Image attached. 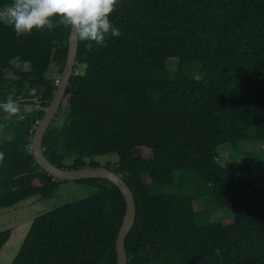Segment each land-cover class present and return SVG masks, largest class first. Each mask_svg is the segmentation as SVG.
I'll use <instances>...</instances> for the list:
<instances>
[{
	"label": "trees",
	"instance_id": "trees-1",
	"mask_svg": "<svg viewBox=\"0 0 264 264\" xmlns=\"http://www.w3.org/2000/svg\"><path fill=\"white\" fill-rule=\"evenodd\" d=\"M76 2L0 0V111L22 114L0 131V209L69 181L35 161L31 138ZM42 149L58 167L102 166L131 189L126 264H264V0H86ZM73 181L88 194L35 216L10 264L116 263L122 193L104 178ZM9 237L0 231V249Z\"/></svg>",
	"mask_w": 264,
	"mask_h": 264
},
{
	"label": "water",
	"instance_id": "water-1",
	"mask_svg": "<svg viewBox=\"0 0 264 264\" xmlns=\"http://www.w3.org/2000/svg\"><path fill=\"white\" fill-rule=\"evenodd\" d=\"M86 0H77L74 10L71 27L68 37L67 51L62 67L61 74L56 82L54 95L42 117L38 120L31 138V151L35 161L51 176L59 180H79L84 178H104L117 186L124 197L125 210L121 225L118 229L115 239L116 263L126 264L127 256L125 252V238L131 230L135 220V204L131 189L122 179V177L105 167H79L75 169L61 168L50 162L43 154L42 140L45 130L55 116L58 110L69 80L74 73V64L76 63L78 32L82 24L83 12Z\"/></svg>",
	"mask_w": 264,
	"mask_h": 264
},
{
	"label": "rangeland",
	"instance_id": "rangeland-1",
	"mask_svg": "<svg viewBox=\"0 0 264 264\" xmlns=\"http://www.w3.org/2000/svg\"><path fill=\"white\" fill-rule=\"evenodd\" d=\"M2 18L6 20V16L2 15ZM13 64L17 68L27 69L28 65L22 63L20 60H13ZM83 65L80 64L75 69V72H82ZM211 65H206L205 70L210 69ZM61 67L59 64L52 62L49 66L47 76L53 78L56 82L61 74ZM19 105L9 103L3 106L0 111V131L4 124H9L12 121L18 120L22 117V114H12V111L19 110ZM36 108L35 105H33ZM32 106L30 108H33ZM221 152L223 155L227 154V147H221ZM101 164H104L108 160H115L116 156L113 154L103 155L97 157ZM70 160H68L69 162ZM178 177L176 176V180ZM89 192V187L83 184L69 180L60 185V187L55 191V193L49 198H43L41 196L35 195L20 202L13 206L1 208L0 209V231L4 229L10 230V237L7 242L0 249V264H10L14 256L16 255L20 244L26 234L28 227L32 219L46 211H50L53 208L59 206L67 201L80 199L87 195ZM227 217V216H226ZM228 220V218H225Z\"/></svg>",
	"mask_w": 264,
	"mask_h": 264
}]
</instances>
